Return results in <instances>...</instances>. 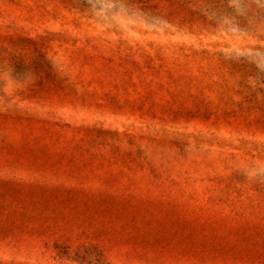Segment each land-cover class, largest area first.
Wrapping results in <instances>:
<instances>
[{
	"label": "rangeland",
	"instance_id": "rangeland-1",
	"mask_svg": "<svg viewBox=\"0 0 264 264\" xmlns=\"http://www.w3.org/2000/svg\"><path fill=\"white\" fill-rule=\"evenodd\" d=\"M0 264H264V0H0Z\"/></svg>",
	"mask_w": 264,
	"mask_h": 264
}]
</instances>
